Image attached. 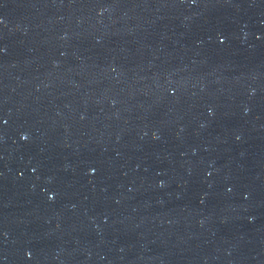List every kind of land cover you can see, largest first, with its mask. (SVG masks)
Listing matches in <instances>:
<instances>
[{"label":"water","instance_id":"water-1","mask_svg":"<svg viewBox=\"0 0 264 264\" xmlns=\"http://www.w3.org/2000/svg\"><path fill=\"white\" fill-rule=\"evenodd\" d=\"M0 264H264V0H0Z\"/></svg>","mask_w":264,"mask_h":264}]
</instances>
